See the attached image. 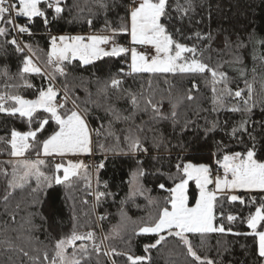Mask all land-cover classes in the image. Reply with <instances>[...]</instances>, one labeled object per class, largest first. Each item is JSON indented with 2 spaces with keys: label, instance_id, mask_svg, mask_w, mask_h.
Listing matches in <instances>:
<instances>
[{
  "label": "trees",
  "instance_id": "trees-1",
  "mask_svg": "<svg viewBox=\"0 0 264 264\" xmlns=\"http://www.w3.org/2000/svg\"><path fill=\"white\" fill-rule=\"evenodd\" d=\"M129 1L42 0L41 15H17L20 41L0 8V264H57L63 239L74 264H264L248 226L257 207L264 213V191L218 194L221 230L142 232L170 205L187 163L220 167L251 151L264 164V0H165V33L204 70L133 72L127 51L89 62L50 56L55 35L88 28L127 44ZM49 86L63 98L59 113L78 109L92 131L94 201L89 166L56 182L47 158L40 176L14 184L13 131L35 130L32 157L58 128L46 111L12 112L14 98Z\"/></svg>",
  "mask_w": 264,
  "mask_h": 264
},
{
  "label": "rangeland",
  "instance_id": "rangeland-1",
  "mask_svg": "<svg viewBox=\"0 0 264 264\" xmlns=\"http://www.w3.org/2000/svg\"><path fill=\"white\" fill-rule=\"evenodd\" d=\"M19 1V8L16 10L18 16L31 19L42 14L39 7V2L42 0ZM164 6L165 0L157 2L138 0L136 8L129 12L128 50L122 49L123 44L116 43L107 36H101L96 38V50L91 52L93 54L90 57L89 49L93 44L91 34L87 36L86 41L82 40L81 34H75L70 42H66L68 38L61 34L53 37L50 56L57 60L78 58L83 62H89L108 54L109 50L106 49L105 42H111L116 53L128 52L129 69L133 72L204 70L206 67L204 63L187 59L186 51L190 48L175 45L165 33L161 23ZM143 45L152 49L151 57H147L140 50ZM14 100L16 106L12 112L30 117L36 111H46L58 125L57 130L43 140L41 148L35 151L32 157L27 155L33 149L32 140L36 135L35 130L13 131L10 141L12 159L19 169H16L18 179L14 184H19L27 176H40L41 164L47 158L53 161L56 182H64L79 175L87 167L85 156L93 150V134L78 109L65 116L61 115L58 109L63 105V99L58 97L57 90L51 86L33 99L16 97ZM44 123L45 121L42 120V126ZM252 158L253 153L247 152L240 167L232 166V157L224 158L220 167L223 171H230L232 178L228 180L224 177L220 178L212 187H207L206 184L208 179H211L206 173L207 165L187 163L184 166L185 177L172 188L170 205L163 209L160 219L154 225L144 227L142 232L160 235L168 232L182 236L188 232L221 230L222 226H217L215 222V197L220 193H228L231 199H237L239 190L255 188L254 163H250ZM243 168L246 170L244 173L241 172ZM90 171L92 176L91 168ZM192 183L196 188L195 192L191 189ZM224 189L226 192H220ZM261 224L262 227L259 229ZM248 226L257 236L258 252L264 254V213L260 207L249 216ZM56 257L57 264H74L77 261L76 255L68 251L66 239L59 241Z\"/></svg>",
  "mask_w": 264,
  "mask_h": 264
},
{
  "label": "built area",
  "instance_id": "built-area-1",
  "mask_svg": "<svg viewBox=\"0 0 264 264\" xmlns=\"http://www.w3.org/2000/svg\"><path fill=\"white\" fill-rule=\"evenodd\" d=\"M137 2L138 0H130L129 1V12L130 10H134L137 6ZM19 4L20 1L19 0H0V8L3 9L5 12L9 13L11 16V21H12V25H13V30H14V35L15 37L20 41L21 37H22V31L26 28V24L25 22L19 23L17 20V13L16 10L19 8ZM92 30L91 28H88L86 32L81 33L83 35V40H86V37L89 34H92ZM106 49L109 50V52L111 54H115L116 52L113 50L112 48V44L111 43H106L105 44ZM122 49L123 50H128L129 49V45L128 44H123L122 45ZM140 50L147 56V57H151L153 55V51L152 49L147 46V45H143L141 46ZM63 99V98H62ZM58 101V99H56V102ZM95 153L93 152V150L91 151V153L89 155H86L84 160L87 164V166H89L92 169V192L90 193L92 195V200L94 201V169H95V165H96V161H95ZM207 174L210 176L211 181H212V186L215 185L216 180L220 179V178H225V180L231 179L232 178V174L229 171H223V169L221 167L218 166H214V167H209L207 170Z\"/></svg>",
  "mask_w": 264,
  "mask_h": 264
},
{
  "label": "crops",
  "instance_id": "crops-1",
  "mask_svg": "<svg viewBox=\"0 0 264 264\" xmlns=\"http://www.w3.org/2000/svg\"><path fill=\"white\" fill-rule=\"evenodd\" d=\"M62 35H64L65 37H67L68 39L66 40V42H70V40L73 38V36L75 35V34H62ZM82 35V34H81ZM128 35H129V33H128ZM90 36H93V38L91 39V41L93 42V44H92V46H91V48L89 49L90 51H89V56L90 57H92L91 56V54H93V53H91V52H94V50H96L95 48H96V46H95V43L97 42V40H96V38L97 37H101V36H107L109 39H111V40H113V38H112V35L111 34H109V33H101V32H95V33H92ZM82 40H83V35H82ZM86 40H87V37H86ZM85 40V41H86ZM84 41V40H83ZM88 41H90V40H88ZM110 41V40H109ZM106 43H111V42H105V44ZM100 46H102V44L100 45ZM110 53V52H109ZM71 59V58H70ZM60 60H62V59H60ZM131 71V70H130ZM60 102H58V104H59ZM75 110H77V109H75ZM79 111V110H78ZM80 112V111H79ZM80 114L82 115V113L80 112ZM84 117V116H83ZM84 119H85V117H84ZM86 120V119H85ZM86 122H87V120H86ZM87 124H88V122H87ZM89 126V125H88ZM90 128V127H89ZM242 160H243V158H236V157H232V159H231V162H232V166H238V167H240L241 165H242ZM250 163H254V161H253V158H252V160L250 161ZM208 168L209 167H207V170H208ZM207 170H206V173H207ZM246 170L243 168L242 169V173H244ZM253 171H254V180H255V188H253V189H251V190H243V191H247V192H252V191H264V164H256V163H254V168H253ZM230 172V171H229ZM231 173V172H230ZM210 178V177H209ZM207 184V187H212V181H211V179L209 180L208 179V182L206 183ZM237 187V186H236ZM225 189H228V188H225ZM225 189H224V191H221L220 190V192H226L225 191ZM219 192V193H220ZM239 192H240V190H239Z\"/></svg>",
  "mask_w": 264,
  "mask_h": 264
}]
</instances>
